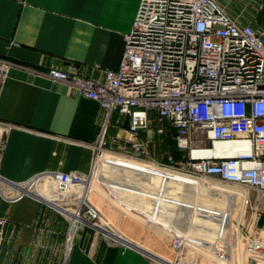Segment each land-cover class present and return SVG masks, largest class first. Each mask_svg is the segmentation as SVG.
I'll list each match as a JSON object with an SVG mask.
<instances>
[{
	"label": "crops",
	"instance_id": "1",
	"mask_svg": "<svg viewBox=\"0 0 264 264\" xmlns=\"http://www.w3.org/2000/svg\"><path fill=\"white\" fill-rule=\"evenodd\" d=\"M217 2L264 40V0ZM138 3L0 0V59L8 62L0 73V189L6 186L5 193L12 194L34 176L91 170L90 200L119 232H111V240L80 221L68 234L66 217L44 199L0 194V216L7 219L0 264H174L164 242L173 234L182 236L178 228L185 211L194 209L190 234L230 218L231 188L197 186L184 174L130 156L134 140L144 142L142 156L154 162L177 156L166 145L169 137L175 142L174 130L156 110L148 111L145 128L131 132L126 115L113 111L105 123V111L95 99L48 74L72 62L81 73L102 80L105 69L118 66ZM198 195L218 210L190 201ZM225 203L230 204L226 211L221 208ZM223 242L230 245L218 252L220 261L241 264L233 241L225 237ZM177 252L170 247V253Z\"/></svg>",
	"mask_w": 264,
	"mask_h": 264
},
{
	"label": "built area",
	"instance_id": "2",
	"mask_svg": "<svg viewBox=\"0 0 264 264\" xmlns=\"http://www.w3.org/2000/svg\"><path fill=\"white\" fill-rule=\"evenodd\" d=\"M117 68L102 80L85 75L69 62L48 74L75 86L105 111L128 117V130L148 125V111L174 130L180 157L154 162L141 140L131 143L135 158L188 176L193 183L227 185L238 203L234 250L241 264H264V224L251 206L243 223L244 204L253 191L264 198V40L250 25L238 24L217 0H139ZM8 65L0 59V73ZM163 128H159L162 131ZM222 142L237 144L232 153L215 151ZM206 151L197 154L196 151ZM92 171L50 172L17 185L16 199L27 193L52 204L68 220V234L87 222L113 240L100 210L91 202ZM7 219L0 216V248ZM173 249L182 237L170 238Z\"/></svg>",
	"mask_w": 264,
	"mask_h": 264
},
{
	"label": "rangeland",
	"instance_id": "3",
	"mask_svg": "<svg viewBox=\"0 0 264 264\" xmlns=\"http://www.w3.org/2000/svg\"><path fill=\"white\" fill-rule=\"evenodd\" d=\"M174 143L175 142L172 141L169 137L166 142L167 148L171 149L173 152L176 153L174 154V156L177 155L176 157H180L182 152L176 149ZM218 185L228 189V186L225 184ZM249 197L251 198V200L246 201V203L244 204V211L242 212V222H247L251 206L259 209L261 213L260 217L262 220H264V198H262L260 195L256 194V192L253 191L249 192ZM186 199L188 200V198ZM190 201L194 203L199 201L201 206L210 207L218 210L217 204H215L213 201H209L204 195H198L197 198L194 197ZM231 209V216L226 223L223 220L218 219L216 224H207L200 226L199 230H193L194 232L192 231L191 234V226L189 225V222L191 221V217L194 214V209H189L185 211V223L183 227L178 228L182 234L181 248L178 250L176 255L170 253V237L166 238L164 242V245L167 247V255L169 256V258H171V262L174 264H224L218 258V252L223 251L224 249H229L230 244L228 242L226 244L223 242L225 237L229 238L233 242L235 240V232L237 228L236 218L238 217L237 214L239 211L238 203L233 204ZM201 216L204 217L205 214H202ZM104 220L107 222V225L109 226L108 229L110 232L114 234H119L117 227L110 223V221L106 217H104ZM197 239L201 243L196 244L195 240Z\"/></svg>",
	"mask_w": 264,
	"mask_h": 264
},
{
	"label": "bare ground",
	"instance_id": "4",
	"mask_svg": "<svg viewBox=\"0 0 264 264\" xmlns=\"http://www.w3.org/2000/svg\"><path fill=\"white\" fill-rule=\"evenodd\" d=\"M237 147H238L237 144H234V143H231V142H222V143H219V144L215 145V149L214 150L215 151H218V152H223V153L230 154ZM196 152H197L198 155L199 154H202V152H203V154H206L207 153L205 150L204 151H196ZM185 178L188 181H190V182L193 183V181L188 176L185 175ZM197 186H200V185L198 184ZM229 205H230L229 203L221 204V208L226 211L228 209ZM110 235L113 236L112 233H110ZM113 238H115V237L113 236Z\"/></svg>",
	"mask_w": 264,
	"mask_h": 264
}]
</instances>
